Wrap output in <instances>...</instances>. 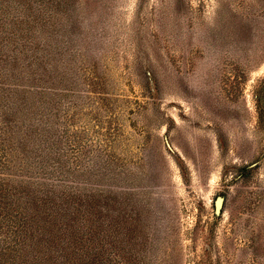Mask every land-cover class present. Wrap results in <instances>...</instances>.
Wrapping results in <instances>:
<instances>
[{"label":"rangeland","instance_id":"rangeland-1","mask_svg":"<svg viewBox=\"0 0 264 264\" xmlns=\"http://www.w3.org/2000/svg\"><path fill=\"white\" fill-rule=\"evenodd\" d=\"M0 264H264V0H0Z\"/></svg>","mask_w":264,"mask_h":264},{"label":"water","instance_id":"water-1","mask_svg":"<svg viewBox=\"0 0 264 264\" xmlns=\"http://www.w3.org/2000/svg\"><path fill=\"white\" fill-rule=\"evenodd\" d=\"M222 204H223V199L222 198H217L215 202V207H214V212L216 215L220 214V211L222 209Z\"/></svg>","mask_w":264,"mask_h":264}]
</instances>
